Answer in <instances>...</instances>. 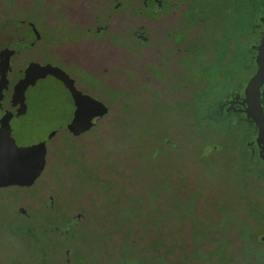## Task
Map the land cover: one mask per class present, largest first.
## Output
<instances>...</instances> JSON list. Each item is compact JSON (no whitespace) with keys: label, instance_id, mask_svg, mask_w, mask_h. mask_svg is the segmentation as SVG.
<instances>
[{"label":"rangeland","instance_id":"rangeland-1","mask_svg":"<svg viewBox=\"0 0 264 264\" xmlns=\"http://www.w3.org/2000/svg\"><path fill=\"white\" fill-rule=\"evenodd\" d=\"M122 4L108 18L109 0H0V154L22 153L32 185L0 193V264H63L65 247L72 264H264L256 228L240 205L224 211L230 193L195 139L192 88L211 30L195 41L182 7ZM101 85L116 109L70 135L67 103L108 105ZM46 189L63 199L54 214L42 212ZM75 213L80 227L62 233Z\"/></svg>","mask_w":264,"mask_h":264},{"label":"trees","instance_id":"trees-1","mask_svg":"<svg viewBox=\"0 0 264 264\" xmlns=\"http://www.w3.org/2000/svg\"><path fill=\"white\" fill-rule=\"evenodd\" d=\"M219 1L216 0V3ZM233 1L229 0L232 7L227 16L230 26L222 38L218 35L212 37L214 53L202 61L197 69L192 88L195 139L201 146V162L217 173L218 184L224 183L230 193L232 202L229 209L225 208L224 211L237 213L240 205L239 210L247 227L256 228L251 230L255 245L264 248L260 240V237H264V162L250 151L247 123L227 114L239 101L247 100V92L257 83L260 74L258 56L256 69H253L255 66H252L251 59L256 15L250 0H241V8L235 7L238 4ZM203 2L197 1V4L202 5ZM244 17L247 18L243 20ZM235 23L238 28H233ZM224 64L233 65L235 70L224 72ZM111 92L106 85L97 88V93L105 96L109 108L116 109ZM115 113L116 110L108 120ZM108 120V123L112 122ZM207 151L209 153L206 155Z\"/></svg>","mask_w":264,"mask_h":264},{"label":"flooded vegetation","instance_id":"flooded-vegetation-1","mask_svg":"<svg viewBox=\"0 0 264 264\" xmlns=\"http://www.w3.org/2000/svg\"><path fill=\"white\" fill-rule=\"evenodd\" d=\"M122 1L123 0H109L110 10L107 11L105 16L108 18H113L117 15V12L118 14H120V8H124ZM197 1L204 2L202 5H199L197 4ZM250 1L253 3L256 15V29L254 30L255 42L253 45V54L251 55V59L252 66H255L253 69H256V56H258L257 61L261 64L260 74L257 83L254 86H251V90L247 92L248 98L246 101H244L245 103L243 101H239L236 106H232L229 109L227 114L233 119L241 121L243 120L247 123V143L250 147V151L252 154L260 157V159L264 162V0ZM233 3L238 4L235 5V7L241 8V6L239 5L241 4V0H234ZM154 4L155 6H160V9L162 10L163 7H182L181 11L184 9V12L182 11L183 14L180 12L182 14V18H188V21L194 27L192 37L195 41L202 36L205 31V27H208V29L211 30L213 37L215 35H218V37L221 36L222 38L224 32L230 26V24H228L227 16L232 6H230L229 0H220L217 3L216 0H160L159 2H157V0H154ZM146 7H148V5H146ZM160 9H158L157 12H161ZM233 28H238L237 23L234 24ZM105 73L106 72L103 69L101 75L103 76ZM106 106L109 108L108 105ZM101 119L94 122L95 125L92 129H94L98 125ZM63 128L67 133H69L65 125L63 126ZM92 129L89 130L88 133L91 132ZM7 133V131L2 132L1 136H5L7 135ZM84 134L85 133L79 135L83 136ZM208 153L209 151H207L205 154L207 155ZM0 156L5 155L0 154ZM9 157L18 160V156ZM24 172L25 174H23L21 166V168L18 170V173L21 177V183L8 184L6 181H4L3 184L0 185V193H4L5 190L11 189L23 191L30 190L32 185L31 183L28 184L27 182L29 174L26 170ZM61 198V195H57L51 189H46L45 195L40 200L43 208L42 212H45L47 214H54L56 211V207L63 204V199ZM1 200L2 199L0 196V221L2 219V214H4V210H1V207L3 205L1 204ZM37 202L38 199L33 204L35 205L37 204ZM30 207L29 209H27L26 207L18 208L16 213L18 219L23 221L25 224L28 222H33L34 220L32 215V208ZM64 207L65 205H63V208ZM81 217L82 215L80 213L69 215L67 222L64 226H62L66 227L65 230H62V233L69 234L71 230L80 227V224L82 222ZM260 240L262 243H264V237H260ZM71 254V248L65 247L63 264H72Z\"/></svg>","mask_w":264,"mask_h":264},{"label":"water","instance_id":"water-1","mask_svg":"<svg viewBox=\"0 0 264 264\" xmlns=\"http://www.w3.org/2000/svg\"><path fill=\"white\" fill-rule=\"evenodd\" d=\"M109 108L101 101L86 94L73 97L62 112V122L71 135L88 132L94 127V122L106 116ZM25 155V154H24ZM23 154L18 155V160L9 156H0V185L6 181L8 184H20L21 177L18 170L23 166ZM23 169V167H22ZM31 183L30 176L27 180Z\"/></svg>","mask_w":264,"mask_h":264}]
</instances>
